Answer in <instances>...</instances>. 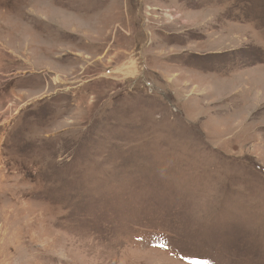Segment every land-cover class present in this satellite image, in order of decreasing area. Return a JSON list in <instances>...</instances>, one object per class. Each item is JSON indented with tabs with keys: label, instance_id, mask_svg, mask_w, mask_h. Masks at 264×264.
Segmentation results:
<instances>
[{
	"label": "rangeland",
	"instance_id": "1",
	"mask_svg": "<svg viewBox=\"0 0 264 264\" xmlns=\"http://www.w3.org/2000/svg\"><path fill=\"white\" fill-rule=\"evenodd\" d=\"M0 264H264V0H0Z\"/></svg>",
	"mask_w": 264,
	"mask_h": 264
}]
</instances>
